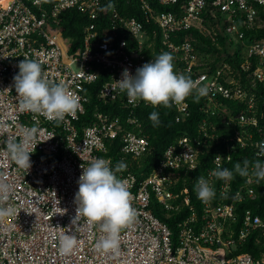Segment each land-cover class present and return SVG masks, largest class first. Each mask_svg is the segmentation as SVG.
Masks as SVG:
<instances>
[{"label": "built area", "instance_id": "2783aa9c", "mask_svg": "<svg viewBox=\"0 0 264 264\" xmlns=\"http://www.w3.org/2000/svg\"><path fill=\"white\" fill-rule=\"evenodd\" d=\"M2 1L0 179L11 184L13 191L0 208L11 207L13 212L0 218V264H264V251L259 257L240 253L252 237L256 245L264 239V181L241 177L242 183L235 188L234 178L224 181L211 175L217 167L216 156L222 157L220 167L230 170L233 154L240 150H249L254 160L264 161V156H258L264 142V39L245 38V29L262 27L257 7L264 8V0H182L170 12L162 8L177 6L180 0H126L127 5L137 3L151 29L121 12L119 0ZM109 2L114 8L101 11ZM71 10L88 18L82 43L75 50V39L64 36L65 14ZM190 30L214 43L218 36L227 37L232 48L241 43L246 49L244 61L239 66L221 61L212 69L209 57L195 48L188 35L175 41ZM164 52L174 57L177 72L207 85L209 94L200 98L203 117L197 135L178 139L148 175H137L131 163L151 152L149 137L141 135L142 127L132 112L127 120L130 129L119 116L100 112L84 123L89 103L86 88L105 78L100 100L122 101L132 110L140 105L158 108L131 101L116 81L125 69L135 76L138 68ZM23 58L39 62L50 82L63 83L80 97L82 107L75 116L66 115L57 122L20 109L14 77ZM81 69L96 77L87 78ZM173 106L177 123L190 117L189 102ZM32 128L37 131L27 141L31 167L26 169L12 158L8 143H23L25 129ZM117 138L123 162L132 157L117 176L129 181L137 217L131 227L121 230L118 252L103 253L95 244L105 234L85 217L77 220L75 197L82 165L104 158L115 167L108 143ZM213 146L212 167L199 178L209 180L216 197L205 203L195 191L199 178L195 180L191 173L201 166L204 150ZM248 154L244 159L249 160ZM181 183L185 185L175 192ZM189 184H193L195 201ZM244 203L253 208H246L239 217L237 207ZM153 205H160L168 217L186 213L176 235L156 216ZM65 234L74 235L77 245L62 255L60 238Z\"/></svg>", "mask_w": 264, "mask_h": 264}, {"label": "clouds", "instance_id": "9594fccd", "mask_svg": "<svg viewBox=\"0 0 264 264\" xmlns=\"http://www.w3.org/2000/svg\"><path fill=\"white\" fill-rule=\"evenodd\" d=\"M114 8L109 2L101 11ZM174 57L164 52L150 63L138 68L133 76L128 69L122 73V79L116 81L121 91L126 92L131 101L142 100L153 107L163 106L171 108L173 104H182L189 97L194 96L195 102L209 94L207 85L201 86L199 80L179 73L175 70ZM19 73L14 77L15 91L18 94L20 109L26 112L40 114L49 120L62 121L66 115L75 116L82 105L80 97L71 92L63 83H52L43 72L41 64L29 58L20 61ZM82 70V69H81ZM82 75L92 78L95 75ZM96 77V76H95ZM153 126H159L158 112L149 116ZM37 129H25L23 143H8V150L16 163L23 168L30 169V152L27 151V141L31 139ZM258 156H264V142L259 145ZM185 157H189L185 155ZM230 159V156L227 157ZM222 157L216 156L214 162L217 167L211 175L219 180L230 181L235 175L255 178L257 183L264 181V161L256 159L252 162L244 160L236 163L233 170L221 168ZM126 168L123 162L112 166L110 160L96 158L89 166L82 165V175L79 178V190L76 193L77 220L83 216L89 225L99 226L103 235L95 244L97 251L103 253L118 252L120 232L131 227L136 220L137 211L132 206V194L129 191V181L117 176ZM13 191L11 184L0 179V202L7 201ZM198 198L207 203L216 197V191L209 180L200 177L195 185ZM223 196V193H221ZM13 209L0 208V218L11 215ZM75 236L65 234L60 238V252L66 255L76 247ZM256 264H260L257 261Z\"/></svg>", "mask_w": 264, "mask_h": 264}, {"label": "trees", "instance_id": "16d2710c", "mask_svg": "<svg viewBox=\"0 0 264 264\" xmlns=\"http://www.w3.org/2000/svg\"><path fill=\"white\" fill-rule=\"evenodd\" d=\"M183 1L180 0L177 6H166L162 9L166 12L176 11L177 7ZM119 8L120 11L124 14L135 17L141 22L145 20L143 18V14L139 10V6L135 1H131L130 4H126V0H119ZM260 19L262 21V27L257 28L254 31H247L246 32V40L252 41L255 39H264V8L257 7ZM66 20L64 22V36L66 38H74L75 45L73 50H75L81 43L84 37L83 29L88 24V18L85 17L83 14L79 13L76 10H71L65 14ZM218 18L221 19V14H218ZM153 24V23H151ZM146 29H151L152 25L145 24ZM188 35L191 42L194 44L195 48L204 55H207L210 59V66L212 69L216 67L221 61L239 66L244 61V55L239 50H234L231 47L233 44H227V37L218 36L216 38V42L208 41L205 37L200 35L198 32L190 30L187 33L179 34L176 42L182 41V39ZM105 78H102L98 83L87 87L86 93L89 97V103L86 104V115L82 117V121L84 123H88L93 119V115L96 112L104 113V114H111L113 116H119L127 129H130L127 125V120L132 116L137 119L142 127V134L144 136H148L151 144V152L146 154L140 159V162L133 161L131 163V170L133 173L137 175L144 173L148 175L155 167H157L162 158L164 156L165 151L172 145L178 141V139L184 137L185 135H197L198 133V126L202 120V113L200 112L199 105L201 101L195 102L194 98H188L186 101L189 102L190 105V117L181 123L176 122V108L172 106L171 108H165L160 106L158 108H150L145 105H140L137 109H129L124 106L122 101H116L114 103H106L98 98V93L100 88L102 87L103 83L105 82ZM263 97L264 91L262 90ZM228 105L232 106L235 105L233 103H229ZM236 107V105H235ZM159 113L160 124L159 126H153L152 121L149 119V116L152 112ZM132 129V127H131ZM120 138H117L114 142L108 143L109 146V156L114 160L115 164L123 162L122 154L120 152L121 143ZM205 154L201 156L202 164L199 169L192 174L193 178L198 179L202 173L206 172V169L212 167L211 161L213 160L214 156H216V148L213 146L211 148H206L204 150ZM250 153L249 150L247 151H237L233 154L234 162L230 165L231 170L234 169L238 160L244 159L247 157V154ZM249 160L254 161V158L248 154ZM127 162H123L126 165L127 169L128 160H132V157H126ZM247 160V159H244ZM248 160V161H249ZM142 178V177H141ZM239 179V180H237ZM242 178L239 175L234 176V186L235 188L241 184ZM185 184L181 183L179 186L175 188V192H180V189L183 188ZM191 189V194L193 195V201H195L194 197V190L193 184H189ZM262 202V201H261ZM260 203V202H259ZM154 212L156 216H158L161 220L166 222L174 234L178 232V222L181 221L186 215L182 216L178 215L177 213L170 214L169 217L167 216L166 212L162 210L160 205H153ZM246 208H253L252 204L244 203L237 207L238 216L240 217L243 211ZM257 235V234H255ZM264 251V239L261 241V244L256 245L254 237H252L248 244L240 250V253H251L252 255L259 257L260 252Z\"/></svg>", "mask_w": 264, "mask_h": 264}, {"label": "rangeland", "instance_id": "374dc122", "mask_svg": "<svg viewBox=\"0 0 264 264\" xmlns=\"http://www.w3.org/2000/svg\"><path fill=\"white\" fill-rule=\"evenodd\" d=\"M231 38H232V36H231ZM232 40H233V38H232ZM235 42H236V41H235ZM233 50H239V51H241V53H242L244 56L246 55V49L243 48L242 44L239 43V42H236V45L233 47ZM139 162H140V160H139Z\"/></svg>", "mask_w": 264, "mask_h": 264}, {"label": "bare ground", "instance_id": "6f19581e", "mask_svg": "<svg viewBox=\"0 0 264 264\" xmlns=\"http://www.w3.org/2000/svg\"><path fill=\"white\" fill-rule=\"evenodd\" d=\"M2 2H3V3H6V2H7V0H3Z\"/></svg>", "mask_w": 264, "mask_h": 264}]
</instances>
